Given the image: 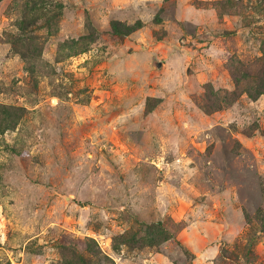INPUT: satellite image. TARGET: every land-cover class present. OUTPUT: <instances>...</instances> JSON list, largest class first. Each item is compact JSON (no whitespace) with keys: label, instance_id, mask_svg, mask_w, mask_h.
I'll use <instances>...</instances> for the list:
<instances>
[{"label":"rangeland","instance_id":"374dc122","mask_svg":"<svg viewBox=\"0 0 264 264\" xmlns=\"http://www.w3.org/2000/svg\"><path fill=\"white\" fill-rule=\"evenodd\" d=\"M263 77L264 0H0V264H264Z\"/></svg>","mask_w":264,"mask_h":264},{"label":"trees","instance_id":"16d2710c","mask_svg":"<svg viewBox=\"0 0 264 264\" xmlns=\"http://www.w3.org/2000/svg\"><path fill=\"white\" fill-rule=\"evenodd\" d=\"M259 91H260V94H263L264 95V77L260 79V84H259ZM251 97H254V96H251ZM261 218L260 220H263L264 221V215H260ZM263 229H264V222H263Z\"/></svg>","mask_w":264,"mask_h":264}]
</instances>
